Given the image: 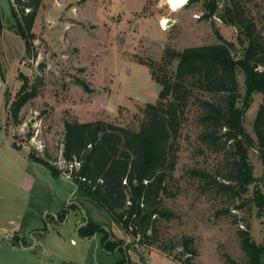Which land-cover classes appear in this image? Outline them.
I'll return each mask as SVG.
<instances>
[{"label":"rangeland","instance_id":"1","mask_svg":"<svg viewBox=\"0 0 264 264\" xmlns=\"http://www.w3.org/2000/svg\"><path fill=\"white\" fill-rule=\"evenodd\" d=\"M206 1L186 6L187 0H42L28 48L16 31L13 3L0 0V264H118L126 254L128 264H152L153 255L163 257L154 258L156 264H183L188 257L181 248L184 238L194 240L193 264H248L238 235L248 227L255 244L264 247V209L257 198L259 190L264 193V165L258 148L248 151L252 181L247 194L238 198L216 192L210 178L197 173L224 181L219 172L228 169L230 154L200 143L198 105L186 113L170 197L163 198L172 217L160 222L154 245L124 234L79 190L77 178L64 176L67 122L101 120L138 130L143 109L158 101L161 90L144 63H160L168 48L220 43L216 31L236 44L233 55L240 58L247 43L240 45L238 30L220 16L201 18ZM217 1L222 13L228 2ZM243 1L264 34V0ZM165 19L172 21L166 28ZM238 81L244 97L241 71ZM26 92L35 96L20 109L17 123L14 112ZM262 101L261 94L253 96L243 124L256 144L254 121ZM33 156L47 161L58 175ZM87 222L107 226L129 250L108 254L101 239L82 238L79 229Z\"/></svg>","mask_w":264,"mask_h":264},{"label":"trees","instance_id":"2","mask_svg":"<svg viewBox=\"0 0 264 264\" xmlns=\"http://www.w3.org/2000/svg\"><path fill=\"white\" fill-rule=\"evenodd\" d=\"M198 0H189L186 6ZM220 13L217 0L204 3L201 18L216 16L226 25L239 32V43L247 46L240 58L233 55L236 44L227 41L216 31L220 43L186 48L183 51L166 49L160 63L146 62L153 80L161 86L158 101L148 103L143 109L144 118L138 130L106 121L81 123L67 122L63 156L66 161H78L81 169L76 174L79 190L86 194L97 207L104 210L127 236L140 237L143 243L154 245L158 241L159 224L170 220L171 212L163 198L170 197L169 182L177 167L181 132L190 105H198L202 127L200 143L212 152L229 153L225 173L219 172L224 181L207 172L197 173L201 178H210L209 185L216 192L242 198L247 194L250 161L249 148H258L264 165V34L251 17L243 0H226ZM42 0H16L14 16L17 32L30 43ZM29 9V12H26ZM2 22L0 13V40ZM176 68L172 70L174 63ZM245 74L246 93L243 97L238 81V72ZM0 74L2 61L0 52ZM255 94L263 96L255 121V140L244 128V117ZM35 93L21 95L14 112L18 119L20 109ZM203 96L210 97L209 99ZM243 99L242 106L239 102ZM17 123L18 120H17ZM17 150L18 147L13 145ZM33 158L48 167L55 175L59 171L42 158ZM79 177L87 178L82 182ZM258 205L264 209V193L257 192ZM241 208V207H238ZM103 233L102 243L107 252H126L122 241L110 238L111 233L100 225L88 222L79 229L83 238ZM241 247L247 255L248 264H260L264 247L255 244L247 229H239ZM194 240L184 238L182 250L188 253L183 264H193ZM167 252L165 247L159 246ZM184 254V253H183ZM125 257L118 264H128Z\"/></svg>","mask_w":264,"mask_h":264},{"label":"crops","instance_id":"3","mask_svg":"<svg viewBox=\"0 0 264 264\" xmlns=\"http://www.w3.org/2000/svg\"><path fill=\"white\" fill-rule=\"evenodd\" d=\"M2 87H3V83H2V81H1V79H0V90H2ZM9 145H10V147H11V149L13 150V151H15V152H17V150L13 147V145H12V143L10 142V140H9ZM32 179V181H33V178H31ZM61 216L63 217V215H61V214H59L58 215V219L60 220V218H61ZM65 217V216H64ZM88 223V222H87ZM86 223V224H87ZM94 223V222H93ZM86 224H84L83 226H85ZM83 226H81V227H83ZM80 227V228H81ZM107 227V226H106ZM106 227L103 225V228L106 230V231H108V232H110V230H109V228L108 229H106ZM111 233V232H110ZM119 234H120V236L121 237H119L120 239H124V236H123V232H121V231H119ZM1 237H3V235H0ZM118 237V235H116V234H114L113 232L111 233V236H110V238H112L113 237V239H115V237ZM18 236L17 235H14L13 236V239L14 240H16V238H17ZM102 237H103V233H97V234H95L93 237H90V238H84V239H88V240H90V241H96V240H98V239H101V243H102ZM83 238V237H82ZM116 240V239H115ZM126 245H124V247H125ZM102 247L104 248V244L102 243ZM104 250H105V248H104ZM129 250V249H128ZM127 250V251H128ZM105 252L106 253H110L111 254V252H107L106 250H105ZM127 255V254H126ZM153 257L154 258H158L159 260L161 259V261H162V258L163 257H161V256H158V255H153ZM154 258L152 259V264H156V262H155V260H154Z\"/></svg>","mask_w":264,"mask_h":264},{"label":"built area","instance_id":"4","mask_svg":"<svg viewBox=\"0 0 264 264\" xmlns=\"http://www.w3.org/2000/svg\"><path fill=\"white\" fill-rule=\"evenodd\" d=\"M13 5L16 7V0H11ZM22 2H25V0H22ZM29 9H26V12H29ZM66 164V171L64 172V176L69 181H74L76 179V174L79 173L81 169V163L78 161H66L64 160ZM62 169V168H61ZM82 182H87V178L85 177H79Z\"/></svg>","mask_w":264,"mask_h":264},{"label":"bare ground","instance_id":"5","mask_svg":"<svg viewBox=\"0 0 264 264\" xmlns=\"http://www.w3.org/2000/svg\"><path fill=\"white\" fill-rule=\"evenodd\" d=\"M185 1H186V0H182V4L185 3ZM187 1H189V0H187ZM168 22H169V21H168L167 19H165V20L162 22V26H163L164 28H166ZM171 22H172V21H171Z\"/></svg>","mask_w":264,"mask_h":264},{"label":"water","instance_id":"6","mask_svg":"<svg viewBox=\"0 0 264 264\" xmlns=\"http://www.w3.org/2000/svg\"><path fill=\"white\" fill-rule=\"evenodd\" d=\"M171 24H172V22H171V21H169V22H168V25H171Z\"/></svg>","mask_w":264,"mask_h":264}]
</instances>
